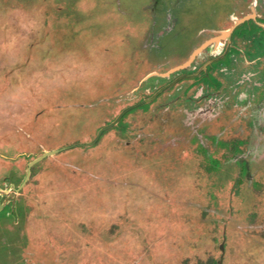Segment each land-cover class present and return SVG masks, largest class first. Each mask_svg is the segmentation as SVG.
Returning <instances> with one entry per match:
<instances>
[{"label":"rangeland","instance_id":"1","mask_svg":"<svg viewBox=\"0 0 264 264\" xmlns=\"http://www.w3.org/2000/svg\"><path fill=\"white\" fill-rule=\"evenodd\" d=\"M251 1L0 0V264H264Z\"/></svg>","mask_w":264,"mask_h":264},{"label":"flooded vegetation","instance_id":"2","mask_svg":"<svg viewBox=\"0 0 264 264\" xmlns=\"http://www.w3.org/2000/svg\"><path fill=\"white\" fill-rule=\"evenodd\" d=\"M255 4H256V0H252V1L249 3L250 8H251V9H254ZM234 15H235V14H234ZM234 15L231 16V19H234V18H235Z\"/></svg>","mask_w":264,"mask_h":264},{"label":"water","instance_id":"3","mask_svg":"<svg viewBox=\"0 0 264 264\" xmlns=\"http://www.w3.org/2000/svg\"><path fill=\"white\" fill-rule=\"evenodd\" d=\"M102 131V130H101Z\"/></svg>","mask_w":264,"mask_h":264}]
</instances>
